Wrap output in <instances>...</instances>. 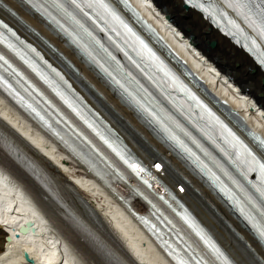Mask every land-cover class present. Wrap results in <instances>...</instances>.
<instances>
[{
  "label": "bare ground",
  "instance_id": "bare-ground-1",
  "mask_svg": "<svg viewBox=\"0 0 264 264\" xmlns=\"http://www.w3.org/2000/svg\"><path fill=\"white\" fill-rule=\"evenodd\" d=\"M2 1L22 16L25 23L33 25L42 36L44 35L48 38L59 51L78 67L80 74H73L76 85L85 92L90 101L96 106L103 101L100 107L103 112L123 132L135 150L142 154L147 161H150L152 159V151L149 150V147L156 146L161 148V146L150 138L145 131H141L143 129L142 125L138 122L134 113L122 105L117 100L118 98L116 99L102 83L96 81L93 73L81 64L65 47L63 42L53 36L36 17L29 15L15 0ZM152 1L164 13H167L171 18L173 17V23L178 26L186 37L191 34V39L195 41L194 44L201 50L203 55L223 75H226L230 81L236 83L244 96L254 100L257 106L261 108L260 112H264V77L259 68L241 50L220 36L202 19L200 14L192 9L185 8L182 0ZM0 7L1 13L6 14L13 22L22 27L25 32L43 44L39 37L29 31L21 21L15 16L8 14L9 12L2 8L1 4ZM207 43L209 45L211 43L212 46L209 47ZM45 48L53 57L61 61V58L55 52L47 46ZM207 71L206 68V71L202 72L204 75L200 73L206 79L204 80L203 87L207 91V99L213 105L219 107L232 122H239L241 125L248 126L249 124L254 125L257 129L263 130L264 121H261L259 116L261 114L256 115L251 112V104L256 106L255 103L253 104L251 101L237 98L238 94H232L234 90L228 89L222 81L215 83L214 77L209 75ZM207 82L212 84V88ZM222 99L228 100V104H222ZM105 104L107 105L106 107ZM114 110H117L118 113ZM0 115L4 116L5 120L13 128L23 134V137L21 136L23 144L40 162L53 188L63 199L66 200V195L70 189H76L82 194L93 197L97 207L106 216L110 224L114 226L118 234L122 236L127 248L136 256L141 264H150L148 262L149 255H153V253L164 264H169L152 245L150 240L148 241V237L116 204V196L112 193V190L117 195H120L124 201L142 205V202L129 191V185L126 182L113 180V176L103 168L102 163H98L87 150L77 146L71 139H69L71 146L61 148L62 153H60L46 139H37L31 128L25 127L19 122V120L22 121L20 117H18V120L7 109H2L1 106ZM126 115L133 118L134 121L129 120ZM124 120L125 125L129 128L123 127L122 123ZM12 127L8 126L13 133L17 134L16 130ZM6 135L11 137V134L8 132H6ZM135 136L139 139H136ZM155 150L161 151L160 149ZM153 153L155 154L154 151ZM157 154L159 153L155 155ZM162 155L171 172V174H166L164 178L173 183L175 179L173 173L175 170L187 174L192 178L198 191H190L189 193L186 191L185 197L238 263L264 264V251L260 248V245L238 224L236 219L231 216L218 199L208 189L203 187L194 178L193 174L191 175L187 172L182 163L172 153L170 154L167 151L166 154ZM88 171L94 173L96 179L89 176ZM83 172H85V176ZM132 185L135 184L132 183ZM122 188H126L128 193H125ZM12 191H15V196L10 194ZM26 191L27 194H22L12 186L5 189L0 188V200L4 199V204H0V254L2 251H5V254L10 255V259L5 264H11V261H14L16 264H27L25 261H21L20 250L23 248L33 253L39 262L38 264H44L43 260H50L56 252L55 259L59 263L63 260L64 264H94L89 261L83 250L75 242H68L60 234L52 223L51 210L41 203L29 188ZM16 201L18 203L16 209L22 214L8 211L9 207ZM72 208L76 212L75 208ZM22 217L31 218L34 221L37 226L36 234L30 236L21 235L19 238L10 237L7 239V233L5 232L6 225ZM58 227L65 233V230L59 224ZM108 245L112 250L119 252L113 243L108 242ZM205 255L208 257L207 253ZM122 258L121 261L124 263L125 258L123 255ZM2 260L0 256V264H2ZM211 262L212 264H217L215 261Z\"/></svg>",
  "mask_w": 264,
  "mask_h": 264
},
{
  "label": "snow or ice",
  "instance_id": "snow-or-ice-1",
  "mask_svg": "<svg viewBox=\"0 0 264 264\" xmlns=\"http://www.w3.org/2000/svg\"><path fill=\"white\" fill-rule=\"evenodd\" d=\"M49 2L61 9H63V4L65 2L74 5L77 9H80L78 0H49ZM83 2L88 8H93L94 5H98L106 11L108 10L104 0H91V2L90 0H83ZM225 2L229 7L233 8L238 15L243 17L246 22L255 25L256 22L259 21L257 27H259L260 34L264 36V0H225ZM28 3L38 11L46 12V9L42 6L43 0H28ZM230 23H234V21H230ZM0 25L7 27V25L3 24L2 21H0ZM0 59H2V57H0ZM261 144L264 145V141H261ZM159 167L160 166L157 165V168ZM259 167L264 170V164H260ZM261 235H264V230H262ZM216 251L219 250L216 249Z\"/></svg>",
  "mask_w": 264,
  "mask_h": 264
},
{
  "label": "rangeland",
  "instance_id": "rangeland-1",
  "mask_svg": "<svg viewBox=\"0 0 264 264\" xmlns=\"http://www.w3.org/2000/svg\"><path fill=\"white\" fill-rule=\"evenodd\" d=\"M94 79L96 80V81H98L95 77H94ZM117 99V98H116ZM118 100V99H117ZM103 103V101H101L100 102V104L99 105H97L99 108L101 107V104ZM107 105L105 104V107H106ZM116 113H118V111L117 110H114ZM133 114V113H132ZM128 115L130 116V114L128 113ZM128 115H126V117L129 119V120H132V121H134L133 120V118H131V117H129ZM117 117V116H116ZM131 118V119H130ZM123 119H126V118H123ZM123 119H122V121H123ZM122 125H123V127H126V128H129L128 126H126L125 125V120H124V122L122 123ZM142 130L141 131H145L144 130V127L142 126ZM145 133V132H144ZM135 138L136 139H139V138H137V136H135ZM161 152V151H160ZM166 154V153H165ZM84 173V176H85V172H83ZM120 185V184H119ZM147 238V237H146ZM148 239V238H147ZM148 241H149V239H148Z\"/></svg>",
  "mask_w": 264,
  "mask_h": 264
}]
</instances>
